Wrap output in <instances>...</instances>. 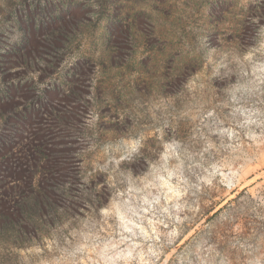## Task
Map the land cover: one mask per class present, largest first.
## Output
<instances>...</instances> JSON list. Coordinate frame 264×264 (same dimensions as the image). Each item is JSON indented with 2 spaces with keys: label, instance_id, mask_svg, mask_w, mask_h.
I'll use <instances>...</instances> for the list:
<instances>
[{
  "label": "rangeland",
  "instance_id": "obj_1",
  "mask_svg": "<svg viewBox=\"0 0 264 264\" xmlns=\"http://www.w3.org/2000/svg\"><path fill=\"white\" fill-rule=\"evenodd\" d=\"M0 264H264V0H0Z\"/></svg>",
  "mask_w": 264,
  "mask_h": 264
}]
</instances>
